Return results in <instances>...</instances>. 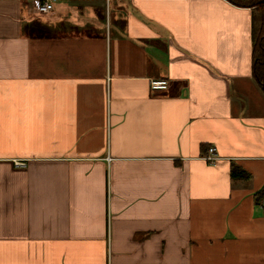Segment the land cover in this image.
<instances>
[{"label": "crops", "instance_id": "1", "mask_svg": "<svg viewBox=\"0 0 264 264\" xmlns=\"http://www.w3.org/2000/svg\"><path fill=\"white\" fill-rule=\"evenodd\" d=\"M51 4L0 0V264H264L258 11Z\"/></svg>", "mask_w": 264, "mask_h": 264}, {"label": "trees", "instance_id": "2", "mask_svg": "<svg viewBox=\"0 0 264 264\" xmlns=\"http://www.w3.org/2000/svg\"><path fill=\"white\" fill-rule=\"evenodd\" d=\"M231 4L253 8L259 13V27L252 32L251 76L264 94V0H227Z\"/></svg>", "mask_w": 264, "mask_h": 264}, {"label": "built area", "instance_id": "3", "mask_svg": "<svg viewBox=\"0 0 264 264\" xmlns=\"http://www.w3.org/2000/svg\"><path fill=\"white\" fill-rule=\"evenodd\" d=\"M31 4L36 13L47 14L52 9L51 0H31ZM149 87L151 90H164L167 87V82L162 79L151 80L149 82ZM214 148L208 149L207 156L204 157L208 163H214L217 160L216 156H213ZM14 165L16 167H24V163L20 161H15Z\"/></svg>", "mask_w": 264, "mask_h": 264}, {"label": "rangeland", "instance_id": "4", "mask_svg": "<svg viewBox=\"0 0 264 264\" xmlns=\"http://www.w3.org/2000/svg\"><path fill=\"white\" fill-rule=\"evenodd\" d=\"M254 20L255 21H258L259 20V15L258 14L254 16ZM258 24H259V21H258Z\"/></svg>", "mask_w": 264, "mask_h": 264}]
</instances>
